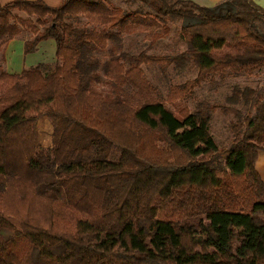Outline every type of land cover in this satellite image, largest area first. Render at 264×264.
<instances>
[{
	"label": "trees",
	"instance_id": "16d2710c",
	"mask_svg": "<svg viewBox=\"0 0 264 264\" xmlns=\"http://www.w3.org/2000/svg\"><path fill=\"white\" fill-rule=\"evenodd\" d=\"M122 1L157 25L184 21V52L110 58L127 65V77L142 66L195 67L197 77L172 87L167 101L218 71L264 68V8L252 0ZM81 2L0 4L2 53L22 29L33 36L24 55L50 39L59 62L52 73L0 71V264H264V181L255 169L264 91L248 89L253 114L233 125L221 151L209 133L217 106L175 114L160 99L133 105L117 87L110 99L92 87L100 65L92 53L108 36L65 22ZM136 17L118 10L104 25L124 31ZM41 119L54 126L48 148L36 145ZM129 124L142 133L124 131Z\"/></svg>",
	"mask_w": 264,
	"mask_h": 264
},
{
	"label": "rangeland",
	"instance_id": "374dc122",
	"mask_svg": "<svg viewBox=\"0 0 264 264\" xmlns=\"http://www.w3.org/2000/svg\"><path fill=\"white\" fill-rule=\"evenodd\" d=\"M252 1L257 4L255 0ZM222 2L223 0H220L218 4ZM80 4H82L80 8L77 7L78 10L72 17L66 18L65 22L92 33L93 39L108 36L106 42L95 47L92 53L100 63L96 71L99 81L92 84L95 91L114 99V88L117 87L121 94L124 92L133 105L149 99H160L175 114L183 108L193 111L199 103L217 106L218 109L211 114L209 133L219 151L230 147L235 136L233 125L243 123L246 117L253 114L252 104L248 102V89L259 93L264 91V68L252 73L245 70L218 71L200 81L192 93L186 94L177 101H167L172 87H181L197 77L195 67L189 64L142 66L141 72H132L127 77L125 75L127 65L123 64L124 68L121 69L118 63H111L110 58L123 53L132 56L145 54L164 57L184 52L186 45L180 33L184 21L179 20L175 23L167 21L166 24L157 25L145 15L141 16L137 13L138 5L128 8L122 0H82ZM118 10H124L127 14L135 13L137 17L128 23L124 31L106 29L104 17H114ZM14 14L22 19H30L34 23L38 19L28 17L25 13ZM46 21L49 22L47 18ZM257 27L258 31L264 33V22H260ZM32 39L33 36L29 32L21 29L14 40L5 45L3 53L0 51V71L19 74L35 66H43L48 73H52L59 65L55 58L54 41L47 40L48 42L40 43L32 54L24 55V42ZM105 63L109 64L106 72L102 68ZM235 92L240 96L236 97ZM53 127L52 122L47 119L37 122V146L44 148L52 146ZM134 129L137 134L142 133L139 127L135 128L130 124L125 125L123 130L132 133ZM156 146H163V144L157 143ZM220 161L224 163L223 159Z\"/></svg>",
	"mask_w": 264,
	"mask_h": 264
},
{
	"label": "crops",
	"instance_id": "0c3cea01",
	"mask_svg": "<svg viewBox=\"0 0 264 264\" xmlns=\"http://www.w3.org/2000/svg\"><path fill=\"white\" fill-rule=\"evenodd\" d=\"M13 1H17V0H0V4L4 5ZM24 1H42L47 6L54 8L59 6L64 0H24ZM188 1H192L195 4L204 7L210 6L211 4H218L220 2V0H188ZM255 2L257 3L258 6L264 8V0H255ZM44 42H48V41L46 40L43 41L42 43ZM255 169L258 172L259 176L261 177L262 181H264V152L258 153L255 162Z\"/></svg>",
	"mask_w": 264,
	"mask_h": 264
}]
</instances>
